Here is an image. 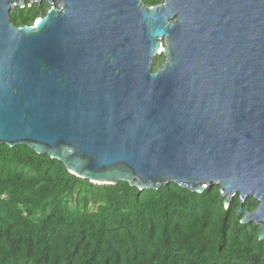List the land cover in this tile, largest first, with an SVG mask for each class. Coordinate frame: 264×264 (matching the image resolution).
Here are the masks:
<instances>
[{"label":"water","instance_id":"1","mask_svg":"<svg viewBox=\"0 0 264 264\" xmlns=\"http://www.w3.org/2000/svg\"><path fill=\"white\" fill-rule=\"evenodd\" d=\"M27 1L0 0V146L100 185L219 186L263 241L264 0H46L17 27Z\"/></svg>","mask_w":264,"mask_h":264},{"label":"trees","instance_id":"2","mask_svg":"<svg viewBox=\"0 0 264 264\" xmlns=\"http://www.w3.org/2000/svg\"><path fill=\"white\" fill-rule=\"evenodd\" d=\"M29 4L11 11L17 27L49 10L46 0ZM224 200L219 186L198 194L174 183L95 184L48 154L1 145L0 264H264L259 226L241 224L239 195L229 208ZM258 205L247 198L243 207Z\"/></svg>","mask_w":264,"mask_h":264},{"label":"rangeland","instance_id":"3","mask_svg":"<svg viewBox=\"0 0 264 264\" xmlns=\"http://www.w3.org/2000/svg\"><path fill=\"white\" fill-rule=\"evenodd\" d=\"M27 3H31L30 0H28ZM59 4H60V2H59V1H56L55 6L58 7ZM51 6H52V5L49 4V3L47 2V6H46L47 10L50 9ZM12 11H13V10H12ZM43 14L45 15V13H43ZM36 22H37V21H36ZM163 43H164V42H163ZM160 55H163V54H160ZM163 56H164V55H163ZM156 58H157V57L154 58V64H155V60H156ZM164 61H165V57H164ZM164 61H163V62H164ZM160 67H161V66H160ZM248 198H252V197H248ZM253 199H254V198H253Z\"/></svg>","mask_w":264,"mask_h":264},{"label":"flooded vegetation","instance_id":"4","mask_svg":"<svg viewBox=\"0 0 264 264\" xmlns=\"http://www.w3.org/2000/svg\"><path fill=\"white\" fill-rule=\"evenodd\" d=\"M39 4H40V3H39ZM43 16H44V14L42 13V14H41V17H43Z\"/></svg>","mask_w":264,"mask_h":264},{"label":"bare ground","instance_id":"5","mask_svg":"<svg viewBox=\"0 0 264 264\" xmlns=\"http://www.w3.org/2000/svg\"><path fill=\"white\" fill-rule=\"evenodd\" d=\"M163 48V47H162ZM160 52H162V49L160 50Z\"/></svg>","mask_w":264,"mask_h":264}]
</instances>
